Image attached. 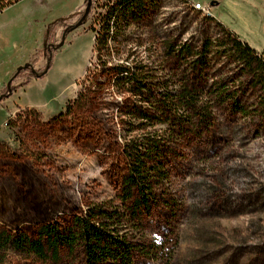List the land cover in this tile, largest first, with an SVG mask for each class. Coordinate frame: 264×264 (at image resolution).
I'll return each instance as SVG.
<instances>
[{"label":"rangeland","instance_id":"374dc122","mask_svg":"<svg viewBox=\"0 0 264 264\" xmlns=\"http://www.w3.org/2000/svg\"><path fill=\"white\" fill-rule=\"evenodd\" d=\"M199 1L213 5L212 15L193 10L192 2ZM103 2L24 0L0 13L1 87L23 55L36 44L43 46L47 26L63 19L50 38L59 48L52 68L42 79L26 76L29 88L20 99L40 105L42 115L35 118L21 109L6 120L13 102L0 106V228L35 236L46 223L68 225L90 205L118 203L127 172L119 116L124 97L109 84L108 76L98 77V83L107 85L102 105L66 111L81 89L87 67L92 68L91 77L97 72L92 53L95 33L86 30ZM161 4L142 26L131 29L133 39L124 50L152 65L165 80L174 83L183 75L181 62L167 61L168 47L194 43L196 51L206 36L224 42L223 26L257 52L264 51V0ZM89 8V20L81 25ZM209 60L204 74L208 91L214 90V80L231 81L230 91L239 88L248 94L245 102L251 116L220 114L219 128L210 138L202 139L192 152L181 147L184 152L174 164L169 184L178 206L150 220L148 236L165 255L174 252L172 264H264V114L255 111L260 91L239 76L231 60L218 55ZM38 61L41 68L36 69V63V70L46 67L48 59L41 53ZM119 63L113 56L108 67ZM9 85L0 91L1 97L12 93L15 87ZM179 87L171 84L169 89ZM160 259L138 264H167ZM4 264L55 263L10 254ZM60 264L71 263L63 257Z\"/></svg>","mask_w":264,"mask_h":264},{"label":"trees","instance_id":"16d2710c","mask_svg":"<svg viewBox=\"0 0 264 264\" xmlns=\"http://www.w3.org/2000/svg\"><path fill=\"white\" fill-rule=\"evenodd\" d=\"M22 1L0 0V13ZM162 2L104 0L86 30V33H95L92 53L97 72L91 77L92 68L87 67L76 99L66 107L69 112L74 108L84 110L90 105H99L107 85L98 83V77L108 76L109 84L124 97L125 104L119 116L127 172L118 203L90 205L68 225L46 223L37 229L35 236L0 228V264H4L10 254L55 264H60L63 257L71 264H138L139 261L161 260L162 257L165 263L172 264L174 252L165 255L163 247L150 240L147 224L159 212H173L178 206L174 190L169 185L174 178V164L183 154V148L192 152L202 139L211 137L219 128L220 114L251 116L247 114L249 110L245 102L248 94L239 88L230 91L231 81L214 80V90L208 91V80L204 74L210 67L209 57L218 55L236 64L239 76L245 77L255 89L259 88V105L255 111L260 109L264 114V51L257 52L221 24L224 42L206 36L196 51L194 43L168 47L167 61L181 62L183 75L175 78L174 83L172 79L165 80L152 65L143 59L136 60L134 54L124 50L133 39L131 29L142 26L150 18L152 9L159 8ZM90 14L91 8L84 13L81 25L88 22ZM61 21L63 19L47 26L42 49L12 75L11 81L22 73L33 79L46 76L52 68L54 53L59 50L50 38ZM41 53L45 54L48 62L46 67L36 70L34 66ZM123 54H126L125 58L120 59ZM113 56L120 63L108 67ZM89 81L93 82L87 85ZM171 84H179L180 87L170 90ZM27 85L28 82L21 87ZM12 93L0 96V103L9 99ZM25 111L35 118L42 115L35 109ZM223 210L227 211V208L223 207Z\"/></svg>","mask_w":264,"mask_h":264},{"label":"crops","instance_id":"0c3cea01","mask_svg":"<svg viewBox=\"0 0 264 264\" xmlns=\"http://www.w3.org/2000/svg\"><path fill=\"white\" fill-rule=\"evenodd\" d=\"M42 48V44H36L34 45V47L28 51V53H26L25 55L22 56V58L17 61V65L13 68L10 69V71L7 73V78L6 80L3 82V85L2 87L0 86V91H5L6 89H8V87L10 86L9 84H11L12 82L13 85H14V89H13V93L11 95V97L5 101H3L2 103H0V106L3 105L4 107H7V104L9 102H13V109L12 111H10L7 107V114H6V117L5 119L7 120L10 116L14 115L16 112H18L19 110L23 109V110H26V109H35L37 110L38 112L42 113L41 111H43L44 109H42L40 107V105H35L34 103H22L20 102V99H21V96L23 95V93L29 88V87H26V88H22L21 86L25 83H21V80H23V78L21 77H26L25 75L23 76H19L18 78H15V80H12L11 81V77L12 75L14 74V72L18 69V68H21L23 67L25 64H27L29 62V60L37 53V51H40ZM41 68L40 66V61L37 62V65H36V69H39ZM30 83V82H29ZM31 86V85H30ZM0 92V94H1ZM20 102V103H19Z\"/></svg>","mask_w":264,"mask_h":264},{"label":"built area","instance_id":"2783aa9c","mask_svg":"<svg viewBox=\"0 0 264 264\" xmlns=\"http://www.w3.org/2000/svg\"><path fill=\"white\" fill-rule=\"evenodd\" d=\"M192 8L194 11L196 12H202L203 14L205 15H212V11H213V5H211L210 3L209 4H206V3H203L201 1L199 2H192ZM23 78V80H21V83H25L27 80H26V77H21ZM14 82H12L11 84H13ZM11 87V85L9 86Z\"/></svg>","mask_w":264,"mask_h":264}]
</instances>
